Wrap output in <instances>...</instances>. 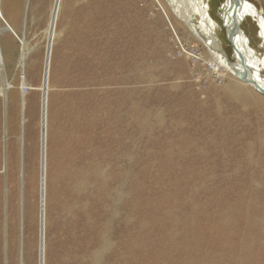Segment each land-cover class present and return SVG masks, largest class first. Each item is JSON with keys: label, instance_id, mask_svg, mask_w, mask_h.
Masks as SVG:
<instances>
[{"label": "rangeland", "instance_id": "rangeland-1", "mask_svg": "<svg viewBox=\"0 0 264 264\" xmlns=\"http://www.w3.org/2000/svg\"><path fill=\"white\" fill-rule=\"evenodd\" d=\"M190 9L0 0V264H264V96L213 67Z\"/></svg>", "mask_w": 264, "mask_h": 264}, {"label": "bare ground", "instance_id": "bare-ground-1", "mask_svg": "<svg viewBox=\"0 0 264 264\" xmlns=\"http://www.w3.org/2000/svg\"><path fill=\"white\" fill-rule=\"evenodd\" d=\"M165 1L171 6L174 5V0ZM189 1L191 5L189 11L187 10L186 13L174 11V13L208 49L212 56L213 67L228 71L235 78L251 86L256 91L257 89L264 91V17L259 10L246 0H221L219 18L225 33V40L231 47L232 58H230L224 51L222 42L216 34L219 25L210 14L209 0ZM247 17L257 22V38L260 40L261 52H257L251 46L250 40L242 28V23ZM0 19H3L1 12ZM5 25L0 28V35L3 31H13L9 24ZM0 68H3L1 53ZM41 239H43V230L41 231ZM41 245H43V242Z\"/></svg>", "mask_w": 264, "mask_h": 264}, {"label": "water", "instance_id": "water-1", "mask_svg": "<svg viewBox=\"0 0 264 264\" xmlns=\"http://www.w3.org/2000/svg\"><path fill=\"white\" fill-rule=\"evenodd\" d=\"M55 11V10H54ZM55 20V12L53 13L52 17H51V23L53 25V22ZM50 23V24H51ZM51 35L49 34V37ZM49 53H50V47H47V51H46V60H45V72L47 74V69H48V59H49ZM257 91L264 96V91H261L260 89H257ZM43 108H45V102L42 103ZM43 123H44V116L42 115V135H41V140H42V150H41V177H42V182H41V210H40V251L42 249V242L43 239H41V231L43 230V175H44V149H43V141H44V127H43ZM42 256L40 253L39 256V260L41 262Z\"/></svg>", "mask_w": 264, "mask_h": 264}, {"label": "built area", "instance_id": "built-area-1", "mask_svg": "<svg viewBox=\"0 0 264 264\" xmlns=\"http://www.w3.org/2000/svg\"><path fill=\"white\" fill-rule=\"evenodd\" d=\"M212 69H213V67L212 66H210ZM214 70V69H213ZM216 73H217V70H214Z\"/></svg>", "mask_w": 264, "mask_h": 264}]
</instances>
